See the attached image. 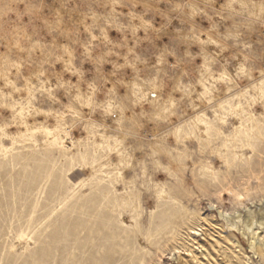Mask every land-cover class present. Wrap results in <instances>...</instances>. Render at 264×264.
Masks as SVG:
<instances>
[{
    "label": "rangeland",
    "instance_id": "obj_1",
    "mask_svg": "<svg viewBox=\"0 0 264 264\" xmlns=\"http://www.w3.org/2000/svg\"><path fill=\"white\" fill-rule=\"evenodd\" d=\"M0 264H264V0H0Z\"/></svg>",
    "mask_w": 264,
    "mask_h": 264
},
{
    "label": "bare ground",
    "instance_id": "obj_2",
    "mask_svg": "<svg viewBox=\"0 0 264 264\" xmlns=\"http://www.w3.org/2000/svg\"><path fill=\"white\" fill-rule=\"evenodd\" d=\"M79 97H81V99L83 101H85V105L89 108L91 107V99L89 98L88 94L87 93H80ZM81 100V101H82ZM84 106V105H83ZM15 109L12 107L11 108V112H15L17 113V116L21 117L22 119L25 120V123H30L28 122L29 120L32 121V122H36L37 119L40 117V113H30L28 112V116H26L27 114L25 113V110L24 109ZM104 138V135H101L98 137V140L95 141V144H100L101 143V139ZM6 151H10V148H6ZM237 191V190H236ZM229 193H232L230 190L228 191ZM235 192V191H234ZM235 194V193H234ZM236 196V200H237V203L238 204H241L243 205L246 201V197L243 195V194H240V193H236L235 194ZM252 218V217H251ZM239 219V218H238ZM249 219V218H248ZM252 220V219H251ZM249 219V221H245V225L241 226V225H237L236 222H234L233 220L232 221H228V224H229V227H231L232 229H235V230H238L242 233V235L244 237H247V240H248V243L250 245V248L252 250H256L257 246H258V242L256 240H254V231H253V221H251ZM240 221V220H239ZM240 226V227H239ZM194 234V233H193ZM238 247L242 248L240 243L237 242L236 243ZM203 249V247H202ZM195 261L198 262V259L196 258Z\"/></svg>",
    "mask_w": 264,
    "mask_h": 264
}]
</instances>
